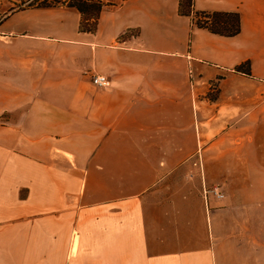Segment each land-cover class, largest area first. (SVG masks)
<instances>
[{
    "label": "crops",
    "instance_id": "0c3cea01",
    "mask_svg": "<svg viewBox=\"0 0 264 264\" xmlns=\"http://www.w3.org/2000/svg\"><path fill=\"white\" fill-rule=\"evenodd\" d=\"M101 1L94 34L65 5L0 11V264H264V113L237 164L204 145L206 176H185L183 101L153 75L177 58L263 79L264 0Z\"/></svg>",
    "mask_w": 264,
    "mask_h": 264
},
{
    "label": "rangeland",
    "instance_id": "374dc122",
    "mask_svg": "<svg viewBox=\"0 0 264 264\" xmlns=\"http://www.w3.org/2000/svg\"><path fill=\"white\" fill-rule=\"evenodd\" d=\"M30 1L0 0V11L7 12L12 9H20L28 6ZM199 15H205L207 18L201 20L198 18ZM98 20L99 16L93 32H85L96 33ZM193 22L197 26L202 25L199 27L204 28L203 25H211V15L207 13L194 14ZM79 30H81L80 25ZM130 32L125 31L121 37H127ZM155 70L160 72L157 73ZM245 73L250 75L248 71ZM88 75L91 81V72ZM153 75H158V78L166 83V91L169 96H176L183 101L181 111L184 120L181 121L185 130L190 129L188 134L185 132V147L193 146L197 149L195 152L185 150L182 153L185 159L183 175L203 176L204 171L206 176L204 163L209 160L207 158L209 153L203 151L204 145L220 144L223 146L224 143H228L231 145L229 151H217L214 154L219 155L222 161H224L222 159L224 155L230 154L227 162L237 164L246 150V143H256L258 138L256 134L257 118H261L264 113V78L254 79L235 72L218 71L209 65H203V63L192 67L186 62L182 63L177 58H171L165 64L161 61L159 68H153ZM106 78L108 79L107 76ZM109 86L110 81L107 87ZM189 116L192 117L189 119ZM229 137L230 139H228ZM195 163L199 168H195ZM209 170L213 171L218 181L204 184L205 200L206 196L207 200L209 196L216 197L208 191V188L214 186H217L224 196L223 176L218 173L219 168L213 167ZM223 196L216 198H223Z\"/></svg>",
    "mask_w": 264,
    "mask_h": 264
},
{
    "label": "trees",
    "instance_id": "16d2710c",
    "mask_svg": "<svg viewBox=\"0 0 264 264\" xmlns=\"http://www.w3.org/2000/svg\"><path fill=\"white\" fill-rule=\"evenodd\" d=\"M192 0H180L179 11L189 8ZM28 6L51 7L55 5H65L76 9L81 15L80 28L83 31L93 32L97 18L103 8L101 0H31ZM202 26V25H199ZM209 30H213L211 25H203ZM237 30V28L235 29Z\"/></svg>",
    "mask_w": 264,
    "mask_h": 264
},
{
    "label": "built area",
    "instance_id": "2783aa9c",
    "mask_svg": "<svg viewBox=\"0 0 264 264\" xmlns=\"http://www.w3.org/2000/svg\"><path fill=\"white\" fill-rule=\"evenodd\" d=\"M198 18L203 20V19H206L207 17L205 15H199ZM91 81L94 85H96L98 87H107L109 85V80L106 78V76H104L102 74L92 75ZM208 191H210L216 197H222L223 196V193L218 189L217 186H214L212 188H208Z\"/></svg>",
    "mask_w": 264,
    "mask_h": 264
}]
</instances>
